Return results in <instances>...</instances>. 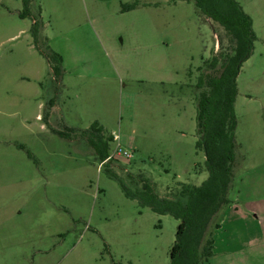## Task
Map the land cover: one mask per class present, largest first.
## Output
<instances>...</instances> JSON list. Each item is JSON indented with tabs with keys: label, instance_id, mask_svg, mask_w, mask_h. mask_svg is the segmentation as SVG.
Listing matches in <instances>:
<instances>
[{
	"label": "rangeland",
	"instance_id": "rangeland-1",
	"mask_svg": "<svg viewBox=\"0 0 264 264\" xmlns=\"http://www.w3.org/2000/svg\"><path fill=\"white\" fill-rule=\"evenodd\" d=\"M232 1L254 40L235 79L236 165L211 264H234L221 250L264 230V0ZM22 10L0 0V264H170L179 222L126 198L112 175L134 189L127 174H143L160 197L206 180L196 82L228 49L223 29L184 0H30L31 16ZM118 145L130 159L113 156Z\"/></svg>",
	"mask_w": 264,
	"mask_h": 264
},
{
	"label": "trees",
	"instance_id": "trees-1",
	"mask_svg": "<svg viewBox=\"0 0 264 264\" xmlns=\"http://www.w3.org/2000/svg\"><path fill=\"white\" fill-rule=\"evenodd\" d=\"M184 1L193 3L199 15L219 25L229 44L227 50L214 54L204 62V68L198 69L195 147L205 155L207 178L199 186L180 183L173 192L168 193L169 196L160 197L154 185L143 174H127L134 189L127 187L116 175L112 177L119 181L126 198L136 201L141 208H149L157 215H169L179 222L176 241L170 252V264H210L214 255V232L220 228V222L213 225V221L220 210L230 205L229 191L236 165L235 79L242 63L251 53L254 35L250 19L232 0ZM22 5L20 16L30 17V0H22ZM30 33L36 42L39 26L34 19ZM49 59L61 63L60 57L55 54ZM48 108L50 111L53 106ZM95 126L92 129L101 132V128ZM93 146L99 150L102 162L109 158L103 143H93ZM113 160L117 159L109 161L114 163ZM201 172L197 165L195 173ZM212 226L215 227L210 230Z\"/></svg>",
	"mask_w": 264,
	"mask_h": 264
},
{
	"label": "crops",
	"instance_id": "crops-1",
	"mask_svg": "<svg viewBox=\"0 0 264 264\" xmlns=\"http://www.w3.org/2000/svg\"><path fill=\"white\" fill-rule=\"evenodd\" d=\"M255 220L257 219L250 217L251 224L253 221L254 223H257V221ZM251 235L255 236L256 239L249 240L244 245H241L242 242H236L232 245L230 249L224 248L223 250H221L220 255H223V256L226 255L225 257L228 256L227 259H232L234 261V264H261L260 262L257 261L258 260L257 258L260 253L264 254V230L261 229L260 226L258 227L256 224V226L254 225L253 231H251L247 235V237ZM215 245L216 246L214 248V255L210 260H212L214 257L217 256V253H215L218 247V244L216 241H215Z\"/></svg>",
	"mask_w": 264,
	"mask_h": 264
},
{
	"label": "built area",
	"instance_id": "built-area-1",
	"mask_svg": "<svg viewBox=\"0 0 264 264\" xmlns=\"http://www.w3.org/2000/svg\"><path fill=\"white\" fill-rule=\"evenodd\" d=\"M113 156L114 157H124V158H127V159H130L131 158V155L126 152V151H123L120 146L118 145L117 148L114 150L113 152Z\"/></svg>",
	"mask_w": 264,
	"mask_h": 264
}]
</instances>
